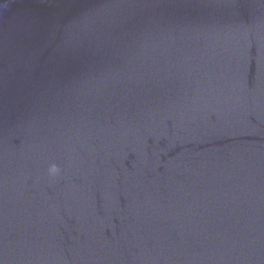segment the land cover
Returning <instances> with one entry per match:
<instances>
[{
    "label": "water",
    "instance_id": "water-1",
    "mask_svg": "<svg viewBox=\"0 0 264 264\" xmlns=\"http://www.w3.org/2000/svg\"><path fill=\"white\" fill-rule=\"evenodd\" d=\"M0 264H264V0H0Z\"/></svg>",
    "mask_w": 264,
    "mask_h": 264
},
{
    "label": "clouds",
    "instance_id": "clouds-1",
    "mask_svg": "<svg viewBox=\"0 0 264 264\" xmlns=\"http://www.w3.org/2000/svg\"><path fill=\"white\" fill-rule=\"evenodd\" d=\"M58 172L59 169L55 165L50 166L48 169V174L50 177H55L56 175H58Z\"/></svg>",
    "mask_w": 264,
    "mask_h": 264
}]
</instances>
